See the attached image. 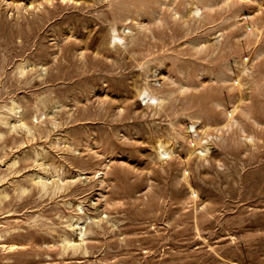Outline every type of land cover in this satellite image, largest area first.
Instances as JSON below:
<instances>
[{
	"label": "rangeland",
	"instance_id": "374dc122",
	"mask_svg": "<svg viewBox=\"0 0 264 264\" xmlns=\"http://www.w3.org/2000/svg\"><path fill=\"white\" fill-rule=\"evenodd\" d=\"M0 264H264V0H0Z\"/></svg>",
	"mask_w": 264,
	"mask_h": 264
},
{
	"label": "bare ground",
	"instance_id": "6f19581e",
	"mask_svg": "<svg viewBox=\"0 0 264 264\" xmlns=\"http://www.w3.org/2000/svg\"><path fill=\"white\" fill-rule=\"evenodd\" d=\"M159 150H160V157H165L167 155V153H164L162 151V147L161 146L159 147Z\"/></svg>",
	"mask_w": 264,
	"mask_h": 264
}]
</instances>
